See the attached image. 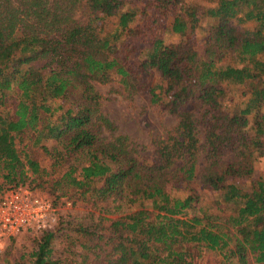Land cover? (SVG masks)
Segmentation results:
<instances>
[{
    "label": "trees",
    "instance_id": "trees-1",
    "mask_svg": "<svg viewBox=\"0 0 264 264\" xmlns=\"http://www.w3.org/2000/svg\"><path fill=\"white\" fill-rule=\"evenodd\" d=\"M11 1L0 0V195L34 183L55 203L86 207L75 226L64 218L40 235L33 264H195L201 250L219 264H264V181L243 182L264 156V0H207L199 17L187 0ZM133 3L139 24L124 8ZM169 16L177 44L163 43ZM112 71L129 92L143 71L165 83L150 88V101L177 122L152 138L149 155L113 135L101 112L96 84ZM23 137L48 167L22 156ZM196 181L217 192L224 217L202 203Z\"/></svg>",
    "mask_w": 264,
    "mask_h": 264
},
{
    "label": "rangeland",
    "instance_id": "rangeland-1",
    "mask_svg": "<svg viewBox=\"0 0 264 264\" xmlns=\"http://www.w3.org/2000/svg\"><path fill=\"white\" fill-rule=\"evenodd\" d=\"M16 3L17 1L15 0L11 1L12 5H16ZM187 3L197 5L198 17L201 16L202 11L210 5L207 0H187ZM124 8H133L137 10L135 23L139 24L142 22L143 16L140 12L141 5L139 3L130 4ZM172 21L173 17L169 16L163 23V43L167 45L177 44L182 40L179 34L172 31ZM105 23L103 29L107 33L109 30L113 29L116 21L112 18L108 21L106 20ZM191 38L194 44L200 48L202 44V33L200 29H195ZM113 55L117 57L115 53ZM120 79V75L112 71L107 82L96 84L98 91L102 95L101 112L114 123L115 130L113 135H126L130 139L137 155H149L153 151L151 143L152 138L163 134L177 122V119L173 115L162 110L159 105L150 101V88L164 82L160 79L158 73L143 71L138 79V84L142 87L135 92H129L123 88ZM244 88L247 89V87L243 85L231 88L230 97H232L233 101L230 104H236L243 98V96H241V91L244 90ZM107 136L109 137V135ZM30 143L31 141L28 137H23L22 140L16 139V146L18 150L22 152V156L23 153L30 151L34 157H37L42 166L48 167V157L42 154L39 149H29ZM223 157L224 160L232 159L231 153ZM202 165L203 161L200 160L198 162L199 168ZM260 179L264 181V156L257 155L254 161L253 173L247 179H243V182L248 186L250 183H254ZM29 185L32 187L34 183H29ZM194 187L200 193L202 203H204L205 206L208 205L211 207L212 212L218 213L222 217L225 216L226 208L224 209L225 211H221L215 208L216 206L213 203L217 198L216 191L209 188H202L201 184H198L197 181L194 183ZM35 188L50 195L47 187L36 186ZM68 202L70 203L69 205H67ZM56 204L61 205V212L63 213H61L62 215L60 214L59 220L67 218V220L71 221L70 225L72 226H75V223L82 219L84 215L82 211L86 208L84 203L79 202L74 204L64 199H60ZM114 205L115 204L110 207L111 213L109 215L111 217L118 215L116 209H114ZM129 209L130 207L126 208L124 211H130ZM41 234L23 233L17 238L7 242V244L1 245L0 264H14L16 261H20L24 264H33V259L30 254L37 248L36 245ZM53 243L59 253L61 250L58 249L63 246L62 237L55 239ZM73 247L75 246L73 245ZM190 250L195 254V248L192 247ZM195 255V264H219L221 260L220 255L207 250H201L199 254ZM249 262L250 264H256L252 256L249 257Z\"/></svg>",
    "mask_w": 264,
    "mask_h": 264
},
{
    "label": "built area",
    "instance_id": "built-area-1",
    "mask_svg": "<svg viewBox=\"0 0 264 264\" xmlns=\"http://www.w3.org/2000/svg\"><path fill=\"white\" fill-rule=\"evenodd\" d=\"M61 213V205L48 193L28 184L9 187L0 195V246L23 233L41 234L53 230Z\"/></svg>",
    "mask_w": 264,
    "mask_h": 264
}]
</instances>
